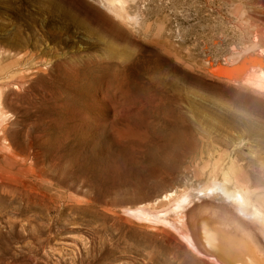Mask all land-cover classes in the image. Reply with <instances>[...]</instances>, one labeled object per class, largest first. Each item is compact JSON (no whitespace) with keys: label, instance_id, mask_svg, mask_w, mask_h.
I'll use <instances>...</instances> for the list:
<instances>
[{"label":"rangeland","instance_id":"1","mask_svg":"<svg viewBox=\"0 0 264 264\" xmlns=\"http://www.w3.org/2000/svg\"><path fill=\"white\" fill-rule=\"evenodd\" d=\"M111 3L0 0V264H229L186 229L264 230V0Z\"/></svg>","mask_w":264,"mask_h":264},{"label":"bare ground","instance_id":"2","mask_svg":"<svg viewBox=\"0 0 264 264\" xmlns=\"http://www.w3.org/2000/svg\"><path fill=\"white\" fill-rule=\"evenodd\" d=\"M96 1L100 5L104 6L106 10L112 13V11L109 8H111L110 4H112L111 2H113V0H96ZM47 9L49 11L61 12L62 14H64V16H69V14L66 13L60 5H57L56 3H52V1L50 2V4H48ZM90 32L92 33L91 30ZM107 56L112 57L111 54H108ZM229 201H230L229 202L230 205L235 207L234 202L231 200ZM212 204H214V202H212ZM206 207L205 208L207 211V214H206L207 217L205 214L200 216V213H201L200 210H198L197 212L199 213L198 214L199 217L197 216V218H195L192 215L188 216V228L186 229V231L187 233H190V235L192 236L193 242H196L197 245L203 250H204L203 248L204 244H207L209 248H212V251L214 249L216 250L214 253L219 254L222 257H224V259L227 260L229 264H244L245 262H248L250 264H256L255 260L259 261L261 259H264V230L262 228H259L260 230L262 229L261 231L258 230L259 233L261 234V238L256 237L255 235L251 234L256 238L255 239L257 242L256 245L252 241L249 245H247V243H244V242L242 245L239 239L236 237L235 233L233 231H230V228H229V221L235 220V218L233 217V213H235L236 210L233 211L232 208H230V210L233 212V213H230L228 211H225V208H223L222 206L218 207L217 205H214L212 207L211 205H208ZM237 209L239 210L237 211L238 214L237 213L236 214L239 217L242 216V214L249 215L248 213H246L245 210H242L241 208H237ZM191 214H194V213H191ZM198 218L200 220L197 223ZM203 222H205L206 225H204ZM252 225L253 224H251V226ZM238 226H240L239 223H238ZM228 234H230V237H228ZM231 237L234 238L237 244V245H233V247H229L226 244V241L229 240ZM246 248H249V249L246 250ZM220 251H223V252L221 253ZM259 251L262 252L263 256L259 255ZM241 256H243V259L241 258Z\"/></svg>","mask_w":264,"mask_h":264}]
</instances>
